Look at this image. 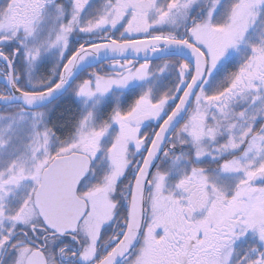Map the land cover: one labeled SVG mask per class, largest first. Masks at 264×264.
I'll return each mask as SVG.
<instances>
[{
  "label": "snow or ice",
  "instance_id": "6c2138e0",
  "mask_svg": "<svg viewBox=\"0 0 264 264\" xmlns=\"http://www.w3.org/2000/svg\"><path fill=\"white\" fill-rule=\"evenodd\" d=\"M0 264H264V0H0Z\"/></svg>",
  "mask_w": 264,
  "mask_h": 264
}]
</instances>
